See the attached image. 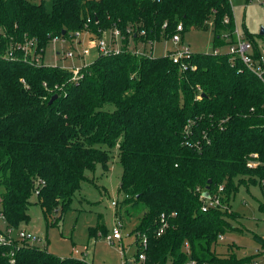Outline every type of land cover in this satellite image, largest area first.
Segmentation results:
<instances>
[{"label":"trees","instance_id":"trees-1","mask_svg":"<svg viewBox=\"0 0 264 264\" xmlns=\"http://www.w3.org/2000/svg\"><path fill=\"white\" fill-rule=\"evenodd\" d=\"M208 21L212 48L234 41L230 0H0V234L28 223L33 194L46 220L63 213L87 171L97 163L108 169V149L116 145L121 202L140 213L129 233L143 264L243 263L214 246L233 228L232 196L240 185L259 186L264 174L246 166L251 153L264 163L263 83L226 51H190L173 62L171 50L152 56L145 46L142 53L129 47L167 39L178 23L182 35ZM115 28L121 49L99 53L76 75L33 62L55 38L72 43L77 32L99 38ZM219 185L221 205L202 210L200 191L213 195ZM258 209L264 212L262 201ZM106 230L100 222L88 229L90 236ZM0 264L90 263L14 233L0 243Z\"/></svg>","mask_w":264,"mask_h":264},{"label":"rangeland","instance_id":"rangeland-1","mask_svg":"<svg viewBox=\"0 0 264 264\" xmlns=\"http://www.w3.org/2000/svg\"><path fill=\"white\" fill-rule=\"evenodd\" d=\"M234 22L237 29L243 32L246 28L255 38L260 27L264 28V5L261 0H230ZM49 5V1L47 2ZM111 29L102 32V37L110 44L117 41ZM81 44L52 40L44 49L42 56L36 60L48 65L61 67L82 66L91 62L99 54L96 49H91L90 54L66 57L64 52L75 47L80 51L84 46H90L89 40L97 37L89 36L83 32ZM212 42L211 21L207 22L205 29H189L182 33V42L173 44L169 38L153 41L152 45L129 42V47H138L152 56H161L167 50L182 49L187 47L190 51L210 52ZM220 48V52L228 50V44ZM33 46H28V55H32ZM58 52V53H57ZM94 56V57H93ZM33 58V57H32ZM90 60V61H88ZM88 61V62H87ZM87 62V63H86ZM102 148H106L104 145ZM108 169L103 170L97 163L93 172L85 173L87 179L81 183L80 189L74 194L69 208L63 213L56 212L45 219L41 207L35 203V195L30 198L27 208L29 221L20 225L35 235V240L30 243L45 248L60 257H83L90 264H124L125 261H135L134 236L129 232L139 220L140 213L134 208H126L122 204L123 194L118 191L121 164L117 155V146L108 149ZM112 201L115 204H112ZM262 195L257 185H240L232 196L231 208L237 211L235 218L230 219L232 229L218 236L215 251L229 255L233 253L237 258H242L241 264H264V212L258 209ZM126 209L131 214L126 212ZM102 223L106 228L104 235L90 236L89 227ZM121 223L120 240L113 243L107 242L105 235L110 232L115 223ZM0 226L3 222L0 219ZM17 230V231H19ZM11 231L10 234H17ZM17 236V235H16Z\"/></svg>","mask_w":264,"mask_h":264},{"label":"built area","instance_id":"built-area-1","mask_svg":"<svg viewBox=\"0 0 264 264\" xmlns=\"http://www.w3.org/2000/svg\"><path fill=\"white\" fill-rule=\"evenodd\" d=\"M261 4L264 5V0H261ZM224 21H227V18H224ZM165 25V23L163 24ZM182 25L181 23H178L175 28V32L169 37L170 40H172L173 44L177 45L182 42ZM112 35L117 41L116 43L110 44L107 42L105 39L102 37L96 38L94 40L90 39L89 44L90 46H84L81 48L80 51H76L75 47H73L71 50H67L64 52V55L66 57H74V56H79L83 54H88L91 49H96L98 53H110V52H117L119 49H121V38L122 36L120 35V32L118 29H113ZM126 32H130L129 29H126ZM141 34L144 33L143 30L140 31ZM76 35L72 39V43L74 42L75 44H81L82 39L80 38L81 33H75ZM234 41L230 44H228V50L226 51L229 55H231L232 59H238L242 64L243 67L246 71L252 73L255 75L264 85V35H262L259 38H256L254 41L247 39L244 34L237 29L235 26L234 28ZM59 40L61 42H65V39H53V41ZM152 40H148L146 45H152ZM32 46V45H31ZM132 48V47H130ZM182 49H175L171 50V58L173 62H177L178 59H180L182 56L187 55L190 50L187 47H183L181 45ZM133 50L135 53H142L143 50H140L138 48H134ZM32 55L34 53V47L32 49ZM212 53H220V48L216 47L213 48ZM28 53V47H25V54ZM58 53V52H57ZM12 53L9 51L7 55H11ZM34 58V57H33ZM34 63H38V60L35 59L33 60ZM73 71V75H76L80 66H72L69 67ZM253 109V108H252ZM246 166L250 168H259L261 171H264V163L258 159V154L257 153H251L249 157L247 158L246 161ZM258 187L261 191L262 195V203H264V174L258 177ZM223 190V186L219 185L217 192L215 194H210L208 190L202 189L200 191V198L202 200L201 202V209L206 210L211 207H219L221 205L220 203V192ZM112 204H115L114 201H112ZM161 225L157 231V234H159L162 229L165 226V220H164V215L161 214ZM121 223H115L113 227L111 228L110 232H108L105 235V239L109 243H113L116 240H120L122 238L121 235V229H120ZM9 232V230H8ZM17 237L19 238H26L28 240H35V235L30 233L29 231H26L24 229H21L17 232ZM12 234L5 235V234H0V243L4 241H8L11 239ZM140 245L141 247L146 246V237L144 235L141 236L140 239ZM187 248V245L185 246ZM145 259L144 253H139L138 257L135 256V261H125L124 264H127V262H130V264H143ZM163 264H225L217 261H209V260H196L193 258H187L182 262H175L172 259L168 258Z\"/></svg>","mask_w":264,"mask_h":264},{"label":"water","instance_id":"water-1","mask_svg":"<svg viewBox=\"0 0 264 264\" xmlns=\"http://www.w3.org/2000/svg\"><path fill=\"white\" fill-rule=\"evenodd\" d=\"M62 32H64V31H62ZM258 33H259L260 35H264V28H263V27H260ZM55 97H56V95L54 94V95L49 99L48 102L50 103ZM119 184H120V183H119ZM127 264H130V262H127Z\"/></svg>","mask_w":264,"mask_h":264},{"label":"crops","instance_id":"crops-1","mask_svg":"<svg viewBox=\"0 0 264 264\" xmlns=\"http://www.w3.org/2000/svg\"><path fill=\"white\" fill-rule=\"evenodd\" d=\"M135 48H138V47H135ZM138 49H139V48H138ZM90 53H91V51H90ZM90 53H88V54H90ZM93 57H94V56H93ZM91 60H93V59H91ZM88 61H90V60H88ZM88 61H87V62H88ZM87 62H86V63H87Z\"/></svg>","mask_w":264,"mask_h":264}]
</instances>
